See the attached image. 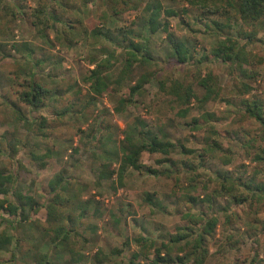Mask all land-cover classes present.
Wrapping results in <instances>:
<instances>
[{
    "label": "rangeland",
    "instance_id": "374dc122",
    "mask_svg": "<svg viewBox=\"0 0 264 264\" xmlns=\"http://www.w3.org/2000/svg\"><path fill=\"white\" fill-rule=\"evenodd\" d=\"M218 2L215 10L211 2L202 9L186 0H0V171L14 176L16 193L32 196L40 206L37 213L26 211L28 223L0 213V232L15 238L0 252V264H10L13 253L16 264H130L138 252L134 238L152 237L160 245L174 229L190 226L187 213L218 220L205 264H264V192L254 191L264 185V129L244 105L257 101L264 112V20L248 26ZM158 3L177 14L161 24L190 50L188 64L170 59L165 33L149 32L145 11ZM226 36L250 54L245 76L212 58L198 62ZM144 39L153 65L119 85L124 63L103 70L110 87L90 103V72L122 52L118 44ZM142 78L141 91L132 97L130 88ZM32 79L51 91L38 111L19 99ZM207 79L215 93L204 102ZM174 86L183 93L190 88L196 99L184 106L172 94ZM19 112L36 123L28 129ZM140 120L178 149L169 156L144 153V169H128L122 186L116 174L102 179L101 174L118 172L124 136ZM182 146L195 153L184 154ZM43 155H49L43 163L33 158ZM225 176L234 184L223 190ZM59 177V205L50 217L55 193L49 184ZM231 193L247 202L237 205ZM188 196L210 197L213 203L189 204ZM65 233L68 240L54 245ZM189 252L178 247L174 256Z\"/></svg>",
    "mask_w": 264,
    "mask_h": 264
},
{
    "label": "trees",
    "instance_id": "16d2710c",
    "mask_svg": "<svg viewBox=\"0 0 264 264\" xmlns=\"http://www.w3.org/2000/svg\"><path fill=\"white\" fill-rule=\"evenodd\" d=\"M218 1L225 2L226 7L234 9L240 16L243 23L248 26H255L264 20V0H186L189 5L199 6L202 9H207L208 4L211 2L213 3L215 10L217 8L215 5L219 3ZM207 11L212 13L214 12V10ZM145 12L148 15L147 25L150 34L156 35L160 32L166 34L167 45L171 50L170 59H173L178 64H188L189 61L193 59L190 50L184 43L179 42L174 38V36L169 32V25L167 23L163 25L161 24L164 17H176L177 14L172 10H165L160 3L146 8ZM216 25L218 26V24ZM95 33L97 34V32ZM127 33L131 35V32ZM126 39L127 37H124V40ZM148 42L149 41L147 39H144L142 43H136L133 40H128L127 46L118 44L117 48L122 52H114L97 64L96 68L90 72L87 79L90 83V103L96 102L97 97L103 96L110 87L103 76V70L111 71L118 63H124V68L121 71V77L117 80V84L119 85V83H121L120 81L124 80L123 78L130 76L135 70L143 68L146 65H153L151 61H156L154 56H150L146 53ZM23 47L28 50V53L32 52L28 44H24ZM249 55L250 54L247 52L245 46H241L240 43L232 36H226L223 39H219L216 45L213 46L202 58V60H199L198 62L202 63L203 61L212 58L220 62L222 65L230 68L232 72L236 71L242 76H245L246 73L244 66L249 65ZM34 77L35 74H32V78ZM145 81L146 78H142L130 88V94L132 97L141 91ZM209 81H211V79L202 81V87L206 91L204 102L210 101L212 99V95L215 93L213 86L209 84ZM28 87L29 90L23 92L19 99L22 103L28 105L32 111H38L42 107L44 100L50 96L51 91L38 84L34 79L29 81ZM172 89V94H175V96H177V98L181 100L186 107H188L194 97L196 99V96L190 88L186 89L184 93L182 91V86H174ZM246 91H250V88L247 87ZM123 103L125 104V102ZM244 105L246 106V113L248 116L258 122L264 129L263 105L257 101H248L245 102ZM186 113V110L182 111V115ZM18 119L25 122L26 125H29L28 129L36 123L33 119L30 121L27 120L21 112L18 114ZM40 125L43 127L44 124L41 123ZM134 130L136 131L132 132L133 134H131V132L126 133L124 140L122 141L120 147L121 160L118 172L101 174L102 179H111L113 175L116 174L120 186H122L124 174L128 169H133L138 172H141L144 169L145 166L141 163V158L144 153L169 156L173 151L178 149V146L172 143L165 134L151 131L148 125L141 120L139 121L138 126L135 125ZM182 151L184 154L195 153L194 151L187 150L184 146H182ZM43 156H33V158L35 161L43 163L44 158H48L49 155ZM260 159L261 158H258V160ZM147 172L151 175L159 174L158 171L152 169H147ZM218 177L221 178L222 174ZM62 182V177L51 180L49 184L51 191L55 193L57 188L61 186ZM227 184L233 186L234 180L225 176L222 179L223 190L226 189L228 186ZM14 185V176L10 173L0 171V197L12 196L13 198L12 201L7 198H0V213H5L12 217L15 216L18 223H28L31 221V218L26 214V211L28 210L33 214L37 213L40 206H38L32 196L16 193L14 191ZM248 186L252 187L251 184ZM254 191L260 193L264 192V185H257ZM221 192L223 193V191ZM221 192H218V194L220 195ZM230 196L235 199L237 205H242L247 202V199L237 198L232 193ZM57 199H59V194L55 193V198L52 201V204L48 207V215L50 217L55 215L56 206L59 205ZM147 202L151 205H155L149 196L147 197ZM187 203H208L211 205L213 203V199L210 197L202 198L199 196H188ZM184 219L188 220L190 226L174 229L173 232L170 233L168 239L162 240L160 245H158V240L152 237L140 236L134 238L132 242L136 245L138 252H135L132 255L130 264H142V259L145 260L147 264H187L185 260L191 259L194 264H205L209 255V250L207 248L208 240L209 237L213 236L215 233L218 220L214 216L210 218L206 213H200L198 216L187 213L184 215ZM197 227L198 229L196 230ZM67 240L68 233H65L62 237L57 236V238L53 240V243L54 245H59ZM14 241V236H9L5 232H0V252L9 246H12ZM178 247H186L187 249H190V252L182 256H174ZM152 253L156 256L155 260L149 259V255ZM112 254L117 256L121 255L122 252L114 250ZM43 259H47V257L43 256ZM99 262H101L100 259ZM10 264H16L15 253L12 254Z\"/></svg>",
    "mask_w": 264,
    "mask_h": 264
}]
</instances>
